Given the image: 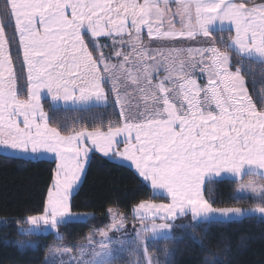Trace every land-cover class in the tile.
<instances>
[{"label":"snow or ice","instance_id":"snow-or-ice-1","mask_svg":"<svg viewBox=\"0 0 264 264\" xmlns=\"http://www.w3.org/2000/svg\"><path fill=\"white\" fill-rule=\"evenodd\" d=\"M218 24L229 26L227 40L213 37ZM200 37L212 42L203 46ZM230 52L240 57L235 64ZM251 63L264 68V0H3L0 155L39 161L52 154L55 163L41 210L26 217L32 227L21 233L63 241L61 225L95 219L73 212L74 191L94 152L130 162L161 202L133 206L139 227L136 239L126 241L108 237L127 219L109 207L112 223L98 230L105 239L97 248L90 234V244L71 257L76 264H115L113 243L127 244L135 264H154L147 241L173 239L183 217L191 222L178 227L190 230L253 217L264 222V93L254 100L249 91ZM45 91L53 102L86 111L111 100L119 120L108 121L106 130L103 123H53L41 103ZM218 178L236 184L233 201L251 194L257 202L215 206L205 191ZM51 251L64 255L72 248Z\"/></svg>","mask_w":264,"mask_h":264},{"label":"trees","instance_id":"trees-1","mask_svg":"<svg viewBox=\"0 0 264 264\" xmlns=\"http://www.w3.org/2000/svg\"><path fill=\"white\" fill-rule=\"evenodd\" d=\"M229 34L228 31H217L213 32V37L219 42L221 37L227 40ZM11 51L19 70L16 47L13 46ZM230 55L233 57V64L240 59L233 52ZM243 63L245 67L250 64L247 60ZM250 66L253 74L246 75V80L249 91L256 100L257 94L264 93V68L255 63ZM20 84L23 85L24 80ZM41 103L52 117V122L61 126H79V123H83L91 128L103 123L106 130L108 121L115 123L119 120L118 109L111 100L106 107L90 108L87 111L53 109L48 101ZM54 167L53 162L23 161L0 155V264L52 262L50 255L53 248H72L85 241L94 231L107 227L112 222L107 215L109 207L123 213L127 217L126 221H132L133 206L141 200L155 199L156 202H161L160 198L153 197L149 187L134 172L91 154L82 184L73 195V212L87 213L95 219H90L87 223L61 225L58 231L63 235V241H56L53 234L23 236L19 229L25 228L24 221L27 216L36 215L41 210L47 188L51 185ZM236 190L237 186L232 181H216L206 185L205 196L215 199V206L218 207L250 208L257 202L251 198L233 201ZM189 222L190 217L175 221L173 239L152 242L148 240L150 254L154 255L156 251L162 254L168 247L172 251L170 264H205L207 260H212L215 264L217 259L222 264H229V261L231 264H264V222L253 217L236 223L199 225L195 230L178 227ZM205 227L208 228L207 234L203 231ZM135 228L138 227H131L132 233L114 234L111 240H135ZM195 240H202L203 245L195 243ZM225 242L229 245L227 252L224 248ZM22 246H25L23 253L20 251ZM116 252L121 253L120 250ZM63 259L65 260V256ZM52 264L61 263L53 261Z\"/></svg>","mask_w":264,"mask_h":264},{"label":"rangeland","instance_id":"rangeland-1","mask_svg":"<svg viewBox=\"0 0 264 264\" xmlns=\"http://www.w3.org/2000/svg\"><path fill=\"white\" fill-rule=\"evenodd\" d=\"M234 53V52H233ZM237 190H236V195H237ZM243 195V194H241ZM248 198H251L253 200H255L251 194H248ZM167 202V201H166ZM112 223V222H111ZM110 223V224H111ZM109 224V225H110ZM108 226V225H107ZM137 226L136 225V222L134 221H125V225H124V228L121 229L119 232H116V231H111V230H108L107 227L105 228H102V229H105V230H108V237L110 239H113V235L114 234H119V233H124V232H129V233H132V229L131 227H135ZM32 226L30 225L28 228L27 226H25V228L23 227V229H29L31 228ZM139 227V226H137ZM136 229V228H135ZM20 230V229H19ZM21 235L23 236H26V235H30V234H27V233H21V231H19ZM92 240H91V246H95L98 248L99 246V242L101 240H104L105 238L102 237L100 234H99V231H94L92 234ZM150 237V234H146ZM113 241V240H112ZM117 241V240H115ZM119 241V240H118ZM150 241L152 242V240L150 239ZM154 241V240H153ZM160 241V240H159ZM107 242V241H106ZM90 242L89 240L86 238L85 241H83L82 243H78V244H75L73 247H72V253L70 254H64V255H60V254H55L54 252L51 253L50 255V260L53 262V261H58L59 263H61L62 261L63 262H70V264H76V262L74 260L71 259L72 256H76L77 255V249L81 246V245H89ZM115 245V243H114ZM113 244L111 245V247L113 248V255L114 257H116L115 259V264H135V261L137 259V257L135 255H132L130 254V251H129V246L127 244L121 246L120 244L118 245H115L114 246ZM25 246H22V248H24ZM172 247V245L170 246ZM122 248V250H120ZM120 250L121 253H118L116 251ZM153 254V253H152ZM151 254V255H152ZM172 255V251H170V249L167 247L166 251H164L162 254L158 253V251L154 252V255H152V258H153V261H154V264L158 262V264H170L169 262V259H170V256ZM63 256H65V260L63 259ZM90 255H86L84 257V259H90ZM160 260V261H159ZM205 264H213V261L212 260H207V262H205Z\"/></svg>","mask_w":264,"mask_h":264},{"label":"crops","instance_id":"crops-1","mask_svg":"<svg viewBox=\"0 0 264 264\" xmlns=\"http://www.w3.org/2000/svg\"><path fill=\"white\" fill-rule=\"evenodd\" d=\"M217 31H228V32H230V29H229V26H228V25H224L223 28H222V26H220V25L218 24V25L215 26L213 32H217ZM199 40L203 43V46H208V45L212 42V38H211V37H209V38L200 37ZM147 42H148V41H147V38H146V39H145V43H147ZM101 43H110V41H105V40L102 39V40H101ZM105 51H107V49H105ZM235 54H236V53H235ZM196 72L198 73V72H199V69H196ZM161 75H163V72H162V71H161ZM43 101H48L49 104L51 105V107H52L53 109L83 110V108H81V107H73V106L70 105V104H69V105H65L62 101H60V102H53V101L51 100V97L47 94L46 91H45V92H42V94H41V102H43ZM102 107H105V106H98V107L93 106V107H90V108H102ZM117 109H118V112H119V108H118V107H117ZM118 139L123 140V137H119ZM92 154H96V155H98V156H100V157H102V158H104V159H106V160H108V161H110V162H113V163H115V164H117V165H120V166H123V167L128 168L129 170H131L132 172H134V173L137 175V177H138V178H139V179H140L145 185H147V186L149 187V189H150V191H151L153 197L160 198L158 194L154 196V193H153V191H152V189H151V187H150V184H148V182H146V181H143V179H142L141 177L138 176V174L135 172V169L129 166L130 162L123 161V160H121V159L118 158V157H104L103 154H101V153H96V152H94V153H92ZM1 156H2V155H1ZM90 156H91V154H90ZM89 159H90V158H89ZM39 161H48V162H53V163H54V161H53V157H52V154H46V155H45L44 157H42ZM88 163H89V162H88ZM54 164H55V163H54ZM87 166H88V165H87ZM87 166H86V169H87ZM54 169H55V167H54ZM85 172H86V171H85ZM84 175H85V174H84ZM84 175H83V177H82V179H81V182H80L78 188L74 191V194L76 193V191L79 189L80 185L82 184V181H83ZM225 180H227V181H231L230 179H227V178H224V179H220V178H218V179H217V181H225ZM235 195H236V194H235ZM131 217H132V221L136 222V225L139 226V221L133 219V214H132V212H131ZM189 217H190V216H189ZM190 218H191V217H190ZM177 220H178V219H177ZM25 224H26L27 228L30 226V225L27 224V223H25ZM30 235H36V236H39V235H45V234H30ZM145 235H146V234H145ZM149 241H150V239H149ZM152 241H153V240H152Z\"/></svg>","mask_w":264,"mask_h":264}]
</instances>
